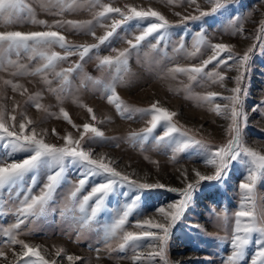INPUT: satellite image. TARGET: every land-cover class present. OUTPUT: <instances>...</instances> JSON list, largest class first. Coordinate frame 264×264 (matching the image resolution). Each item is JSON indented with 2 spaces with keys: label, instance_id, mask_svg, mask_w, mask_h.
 I'll use <instances>...</instances> for the list:
<instances>
[{
  "label": "rangeland",
  "instance_id": "1",
  "mask_svg": "<svg viewBox=\"0 0 264 264\" xmlns=\"http://www.w3.org/2000/svg\"><path fill=\"white\" fill-rule=\"evenodd\" d=\"M215 2L23 0L24 7L19 13L11 17L0 15V33L52 30L64 35L67 45L80 50L83 46H98L83 60L77 51L57 62L55 68L48 69H44L46 61L39 52L64 55V49L58 44L50 49H40L35 55L31 50L20 49L17 54L16 50L0 47V109L4 111L6 125L18 131L19 123L24 122L25 134H31L34 129L37 138L56 146H64V137H71L79 141L83 150L91 152V158L114 167L137 183L158 182L166 186L165 189L141 190L117 183L96 218L84 225L82 218L91 215L94 201L89 202L86 214L79 211V201L93 185L109 177H91L73 200L71 194L81 178L79 173L83 166L66 160L63 179L44 213L22 224L17 235L18 239L36 246L49 264L53 261L69 264L68 255L78 257L72 264H153L149 256L152 249L146 246V241L139 249L128 246L121 252V236L106 238L105 233L122 213L124 203L137 196L138 206L129 217L126 230L136 231L135 224L142 219L165 222L157 209L179 198L168 188L182 189L186 183H195L194 170L203 175L214 174V167L205 161L211 150L227 143L226 129L230 119L224 115L227 110L223 106L227 101L223 97L231 94L228 89L234 87L237 71L235 67L225 69L215 61L204 67L200 74L176 70L203 66V61L212 55L211 44L225 43L239 55L253 47L244 81L243 109L247 114V125L243 128V141L264 154V106L257 108L264 104V33L257 39V29L264 22V0H220L221 7L212 12ZM104 5L120 7L125 12L129 6L138 10L152 8L173 27L159 43L160 34L157 33L131 48L128 41L135 43V37L148 21L130 20L121 24L108 41L100 44L98 37L111 30V20L103 21L108 27H101L98 22L102 19L98 13ZM200 12L210 14L196 20H183L186 16H200ZM109 15L119 18L117 14ZM39 21H45V24ZM197 33L204 37L199 50L195 46ZM124 50L128 53L127 64L115 63L118 53ZM106 56L112 57L114 63L101 66L100 61ZM224 56L227 53L221 54V58ZM69 67L73 71L65 80L58 74ZM216 73L224 76L223 85ZM113 87L121 104L120 111L115 102L110 104L107 100ZM212 93L216 95L212 96ZM217 103L221 105V114L216 111ZM153 104L176 113L171 123L187 131V136L173 133L171 138L157 143V138L168 126L167 122L161 121L145 138L142 130L151 126ZM88 108L93 109L91 115ZM63 112L69 114L71 123L64 119ZM12 116L16 117L15 121ZM85 123L96 127L103 136L85 133ZM185 142L188 147L175 150L177 143ZM5 145L6 141H0V159L11 151V146ZM29 155L30 152L19 150L8 159L22 160ZM56 170L52 169L53 172ZM183 173L187 174L186 181ZM48 174V163L42 161L37 169L28 172L15 185L0 189V249L5 253L0 256V264H23V260L39 264L36 257L13 256V252L19 253L21 248L20 245H7L5 230L16 221L21 201L28 195L27 188L32 186V178L35 176L37 180L32 186V194H39ZM247 174V162L240 157L231 162L220 180L205 181L198 186L184 215L170 231L169 264H225L231 253L235 212L240 210L241 203L254 206L257 216L264 220V173L253 190V198L245 200L239 184ZM258 235L253 234L240 264H251ZM134 255L139 256L138 261L132 260ZM154 264H160L158 257Z\"/></svg>",
  "mask_w": 264,
  "mask_h": 264
},
{
  "label": "snow or ice",
  "instance_id": "2",
  "mask_svg": "<svg viewBox=\"0 0 264 264\" xmlns=\"http://www.w3.org/2000/svg\"><path fill=\"white\" fill-rule=\"evenodd\" d=\"M195 3V0H191ZM211 3L212 0H209ZM24 7L23 0H0V15L11 17L14 13H19ZM221 7L220 0H216L212 7V12H215ZM109 14H117L116 16ZM208 12H200V16H186L183 20H196L201 16L209 15ZM98 16L102 18L100 21L101 27H108L103 21L111 20L110 31H106L105 35L98 37L100 44H104L108 39L115 33V31L121 26V24L130 21H148L147 25L143 27L139 35L135 37V43L131 40L128 44L131 48H136L140 42L146 40L153 34L159 33V39H164V34L173 27L169 21L158 11L148 8L147 10L129 6L127 12L123 11L120 7H112L104 5L102 11L98 13ZM33 23L37 21L33 20ZM40 24H45V21H39ZM68 23L76 24L74 21ZM60 22H57L59 25ZM242 31V29H240ZM261 33H264V22H261L260 27L257 29V39L260 38ZM95 36L94 32L90 33ZM204 43V37L201 33H197L196 37V48L199 50V46ZM59 45L60 48L64 49V55H60L56 52H52L50 55H46L43 51L39 52L41 58L46 61L44 69L55 68L57 62L66 60L69 56L79 52L80 59L83 60L85 56L93 49L98 47L97 45L83 46L82 50L77 47L69 46L66 43V37L60 34L58 31H34L29 33H22L19 31H11L0 33V47H6L7 50H16L19 54L20 49L31 50L35 55L40 49H50L53 45ZM155 47V45H153ZM212 55L208 59L203 61V66H196L189 69L178 68L177 71H190V73L200 74L204 72V67L214 61L223 66L225 69H231L235 67L237 75L234 77V87L228 89L231 93L228 96L223 97L227 103L224 104V109L227 111L224 113L226 118L230 119L226 132L228 134L227 143L219 146L215 150H211L209 158L205 161L207 165L214 167L215 172L211 175H203L199 171H195L196 181L195 183H186V187L182 189L168 188V191L177 193L178 199L166 206H162L157 209L159 215L165 222H156L154 219H142L137 221L135 224L136 231H129L125 229V225L128 223L129 217L136 210L139 202L137 196L130 202H126L123 205L122 213L115 219L109 229L106 230L107 237H115L118 234L122 238V243L119 246V251L123 252L126 247L131 246L134 250L141 247L142 242H147L146 246L152 251L149 256L151 261H156L159 258L160 264H169L167 259V244L170 236L171 229L175 224L182 218L187 207L189 206L193 193L197 190L198 186L205 181H217L222 178L226 173L232 161L237 160L240 157H244L248 165V174L244 181L239 184V189L243 194V199L249 200L253 198V190L257 184L260 175L264 173V154L259 151L253 150L248 147L243 141V128L247 125V114L243 109L244 96L246 95L244 89V81L246 79V73L249 67V61L253 52V47L247 48L242 55L236 54L232 51L230 45L225 43L211 44ZM227 53V56L221 58V54ZM127 50L120 51L118 56L115 58L117 64H127ZM231 62V63H229ZM114 60L110 56L103 57L101 59V66L112 65ZM41 71V69H37ZM71 67L63 70L65 80L67 74L72 72ZM205 75H212L211 73H205ZM219 76V82L221 85L224 84V76L216 73ZM98 83V82H97ZM215 96V93L211 94ZM108 103H116L118 111L121 109L119 98L116 95L115 88L111 89V95L107 97ZM264 106L258 105V107ZM40 107L39 104L36 105ZM253 109V111H256ZM221 105L216 104V111L220 113ZM91 115L93 113L92 108L87 109ZM151 112V126L142 130L147 138V134L153 132L157 128L161 121L167 122L168 126L166 131L157 138V143L165 141L167 138H171L173 133H180L181 135L187 136V131H182L176 125L172 124V118L176 115L174 112H170L164 108L158 107L153 104L150 109ZM65 120H69V114L63 112ZM95 120V116H92ZM13 121L16 120L15 116H12ZM19 130H15L11 125H6L5 114L0 109V141H6L7 145L11 146V151L6 153V157L0 159V189L5 186H13L18 181L22 180L23 177L28 173L38 168L42 161H47L49 167V174L46 176V182L43 183L39 189V194H32V186H35L37 180L35 176L32 178V186L27 188L28 195L23 197L21 206L18 209L16 221L8 227L6 231L7 245H20L21 251L19 253L13 252V256L17 258L24 257H36L39 264H49L48 261L40 255L36 246L26 243L22 239H18L17 235L21 230V225L29 221L30 218L42 215L49 201L52 199L56 188L59 186L63 179L64 164L66 160L72 162H78L83 166L82 171L79 173L80 179L72 192L71 197L75 200L77 193L83 190L88 183V180L93 176H107L108 180L100 182L91 187L90 192L83 196V199L79 201V211L86 214L90 201H94V205L90 209V216L85 215L82 219L84 225H87L90 220L95 219L97 214L101 211L105 200L113 192L114 187L119 183L120 186L129 185L131 187L148 190V189H161L166 188L162 183H137L135 180L130 179L126 174H122L116 171L114 167L108 164L102 163L97 159L91 158V152L83 150L80 147L79 141L72 140L71 137H64L65 145L56 146L50 143H46L42 138H37V133L34 129L31 130V134H25L26 124L24 122L19 123ZM85 133H93L96 137H102L103 133L96 127L91 126L88 123L83 125ZM135 137L136 134L134 133ZM171 142V141H169ZM188 147V143H177L176 151H181ZM27 151L31 155L22 160H10L8 157L15 154L17 151ZM52 169H58L52 171ZM184 181L187 180V174L183 173ZM183 182V181H182ZM156 230V231H153ZM254 233H258L256 240L257 250L254 253L251 264H264V220L257 216L254 206L248 207L244 203L240 204V210L235 212V226L233 235L231 238V253L226 257L225 264H240L244 258L245 251L249 244L252 242ZM59 254V252L57 253ZM5 253L0 249V256H4ZM78 257L68 255L67 260L69 264H72ZM132 260L138 261L139 256L134 255ZM23 264H30L28 260H23ZM51 264H56L55 261Z\"/></svg>",
  "mask_w": 264,
  "mask_h": 264
}]
</instances>
